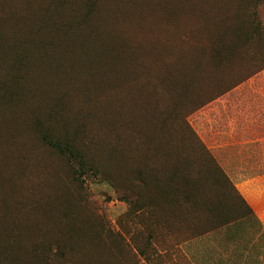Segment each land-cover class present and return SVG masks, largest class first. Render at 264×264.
I'll list each match as a JSON object with an SVG mask.
<instances>
[{"label": "rangeland", "instance_id": "1", "mask_svg": "<svg viewBox=\"0 0 264 264\" xmlns=\"http://www.w3.org/2000/svg\"><path fill=\"white\" fill-rule=\"evenodd\" d=\"M54 1L0 0V90L11 86L10 67L21 49L43 44L33 54L46 66L53 59L49 48L66 47L54 28L43 26ZM127 8L124 15L132 11ZM201 9L191 26L193 19H174L172 28L182 23L187 30L169 51L163 38L151 35L148 48L130 31L149 32L148 26H123L126 44L116 52L128 49L130 40L148 70L140 79L144 87L131 94L139 100L143 93V108L118 94L126 76L97 82V75L77 77L74 69L48 75L34 56L25 68L24 93L16 90L19 103L9 105L0 95V264H192L181 240L208 228L204 220L225 218L233 195L226 183L214 184L219 175L210 164L204 169L213 181L187 200L188 185L178 172L185 170L181 153L193 149L175 133L179 118L236 177L239 165L229 152L254 147L253 136L264 134V103L248 104L244 96L247 85L264 86V75L190 115L252 72L264 55V37L253 36L256 28L264 35V0L202 1ZM68 13L73 22L77 14ZM194 29H233L234 35L231 43L215 42L218 35L201 42ZM229 46L233 55L227 57ZM222 62L230 71H213ZM198 203L212 210L199 211Z\"/></svg>", "mask_w": 264, "mask_h": 264}, {"label": "trees", "instance_id": "2", "mask_svg": "<svg viewBox=\"0 0 264 264\" xmlns=\"http://www.w3.org/2000/svg\"><path fill=\"white\" fill-rule=\"evenodd\" d=\"M202 1L208 2L211 0H189V3H187V0H55L54 2H51V7L45 14L43 26L45 28H54V30L60 34L62 44L67 43L66 47L60 51L57 50V52L56 50L49 48L52 52L51 56L53 59H50V63L46 64V66L40 60L39 54L36 56L33 54V52H37L39 48L44 47L43 44L39 45V43H35L33 44V48L28 47L23 48L20 51L18 50V56L10 67V71H12L11 86L0 90V95L9 105L19 103V97L17 98L16 96V90H23L24 93L28 80V76H24L25 68L29 65L34 56V62L37 61L42 64L45 67V70H47L48 75L50 73L53 74L51 71L59 70L68 73L71 69H74L76 72L73 71V75L77 77L87 78L89 74L97 75V82L104 78L126 76L124 81L118 83V94L120 91H123L130 95L129 98L131 99L133 97L131 96L132 92L141 91L144 87L140 79L145 76L148 70L140 54H138L136 50L133 51L134 47H131L130 40L127 41L128 49L120 48L116 52L117 46L122 44V42L126 44V38L124 37L125 34L123 33L126 32V29L123 26H128V29L131 26H148L149 32L143 29L139 31L138 27L136 32H133L131 29L130 31L135 36L139 35L140 37H144L148 48L150 45H153L149 40L151 35H157L158 37L163 38V43L161 42V44L165 45L166 49L169 51L172 48V44H179L178 37L182 30H187L182 23L179 24L178 28H172L171 26H174V19L176 21L193 19V23L189 24V26L193 25L196 20V13L198 11L200 13L202 12ZM71 4L73 8L70 7ZM127 7L132 8V11L124 15L125 11L123 9H128ZM170 11L174 12L176 15H171ZM68 12L77 14V17L73 22L68 20ZM201 16L205 17L204 15ZM166 17L167 21L165 22ZM206 18H208L207 15ZM227 18L229 23L234 21V19ZM115 26H118V28ZM230 26H238V24L235 22L230 24ZM193 32L195 39L201 42H205V40L208 39L212 40L215 35H218L219 37L214 39L215 42L231 43L234 35L233 29H228V31L221 33L214 32L213 29L212 31L202 29L201 32L194 29ZM253 36L259 39L264 37L259 28H256L253 31ZM2 45L4 50V59L2 61L6 62L7 46L6 44ZM229 47L231 49L227 53V57L233 55L231 53L233 52L232 50L234 49V46ZM29 52H31L30 56ZM56 53H58V55H56ZM151 53L152 56L156 54L155 51L152 50ZM117 58L121 59L120 63H118ZM224 63L225 62L218 64L213 71H220V74L230 71L226 70L227 68H225ZM98 68L102 70L101 74L98 72ZM263 75L264 55L259 59L252 72L233 82L232 85L222 88V90L212 98L213 101H209L190 113V115L211 104L217 100L218 97H221L244 84L247 85L246 83L250 80L255 79V77L256 79H259V77ZM101 84L102 83H100V85ZM259 86V82L256 81L252 85H247L245 87L244 96L247 97L245 99L249 102L248 104L262 105L264 103V86ZM142 94L143 93L141 92L139 100L136 97L132 98L134 101L133 106H136L135 108H137L138 105H141L143 108L145 105L143 100L147 102L145 98L141 97ZM124 109L126 110L127 108L124 107ZM107 121L109 122V119H107ZM112 126H114V122L112 123ZM175 133L182 137V139L190 141L189 144L192 145L193 149L192 152L190 149L189 154H186L187 151L181 153L184 154L182 155L184 158L181 167L185 170L181 169V172H178L182 181L188 185L189 192L186 194L187 200L195 199L194 195L198 193V190L200 191L201 186L213 181L208 180L210 174L204 169L205 166L210 168V164L213 166L214 172L219 175L218 178H215L214 184L219 186L220 184L222 185V183H226L233 195V202L225 201V204H228L229 202V207L227 208L229 209V213L225 218L217 219L215 221H210L209 219L204 220V222L208 224V228L203 232L197 234L193 233L190 237L183 238L184 240L182 239L181 242L201 236L237 221L240 218L251 215L252 210L246 201L190 123L185 121L183 115L179 118V125L176 128ZM43 140L46 144L48 143L54 148H57L62 154L66 155L67 149L62 148L60 144L54 143L55 141L53 142L47 138H43ZM193 143L197 149H194ZM167 152L170 153V148L167 149ZM202 176L207 179V182H205V179H203ZM139 180L141 183H145L146 181L144 177H140ZM197 206L199 211L203 210L210 212L212 210L211 206L202 203H198ZM241 209L244 211H241ZM14 220V218L11 219V224H14Z\"/></svg>", "mask_w": 264, "mask_h": 264}, {"label": "crops", "instance_id": "3", "mask_svg": "<svg viewBox=\"0 0 264 264\" xmlns=\"http://www.w3.org/2000/svg\"><path fill=\"white\" fill-rule=\"evenodd\" d=\"M253 137L254 147L229 152L238 177L215 157L252 214L182 244L192 264H264V134Z\"/></svg>", "mask_w": 264, "mask_h": 264}]
</instances>
